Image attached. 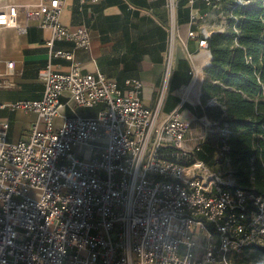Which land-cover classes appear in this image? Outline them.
Returning <instances> with one entry per match:
<instances>
[{
    "label": "built area",
    "instance_id": "1",
    "mask_svg": "<svg viewBox=\"0 0 264 264\" xmlns=\"http://www.w3.org/2000/svg\"><path fill=\"white\" fill-rule=\"evenodd\" d=\"M224 1L186 0L213 10ZM64 3L0 0V28L21 12L18 31L51 32L41 100L0 106L37 115L16 143L0 120V264H233L234 254L264 245V198L230 192L229 176L195 159L204 135L178 112L160 118L158 107L146 108L140 81L122 89L98 71L83 73L73 52L54 49L91 44L86 27L62 25ZM201 34L207 50L211 34ZM58 59L68 72L53 69ZM78 108L98 111L84 117Z\"/></svg>",
    "mask_w": 264,
    "mask_h": 264
},
{
    "label": "crops",
    "instance_id": "2",
    "mask_svg": "<svg viewBox=\"0 0 264 264\" xmlns=\"http://www.w3.org/2000/svg\"><path fill=\"white\" fill-rule=\"evenodd\" d=\"M38 1L5 0L14 4ZM201 7L195 4L191 8L186 0H65L62 25L71 30L86 27L91 44L83 50L56 42L54 49L73 52L83 73L98 71L122 89L126 80L140 81V99L146 108L158 107L160 118L178 112L194 134L205 136L210 122L203 115L205 107L200 97L210 56L209 51L198 46V39L202 29L211 35L223 31L225 20L220 21L211 12L202 14ZM194 15L196 19L192 21ZM210 17L216 19L212 24ZM15 24L24 26L21 12L10 20V26L0 28V106L38 101L43 96L40 72L48 61L45 43L51 32L33 25L20 32ZM189 31L196 32L197 38H189ZM9 62L12 70L6 68ZM53 69L66 73L69 62L54 60ZM215 103L210 100L207 106ZM97 111L98 108L77 109L78 115L84 117H93ZM0 120L9 124V141L16 143L29 137L37 115L5 107L0 108Z\"/></svg>",
    "mask_w": 264,
    "mask_h": 264
},
{
    "label": "trees",
    "instance_id": "3",
    "mask_svg": "<svg viewBox=\"0 0 264 264\" xmlns=\"http://www.w3.org/2000/svg\"><path fill=\"white\" fill-rule=\"evenodd\" d=\"M197 4L202 14L222 17L225 28L207 38L211 61L200 98L210 126L195 159L217 173L216 165L226 161L223 175L233 185L225 189L264 198V0L245 5L225 0L215 10ZM210 100L216 103L207 106ZM244 250L264 264V245Z\"/></svg>",
    "mask_w": 264,
    "mask_h": 264
},
{
    "label": "rangeland",
    "instance_id": "4",
    "mask_svg": "<svg viewBox=\"0 0 264 264\" xmlns=\"http://www.w3.org/2000/svg\"><path fill=\"white\" fill-rule=\"evenodd\" d=\"M220 18V21L221 20H224L222 17H219ZM210 24H212V22H214L216 19H212L210 17ZM208 23V22H206ZM219 158V156H218ZM216 167L220 168L221 171H219V173H222L224 174V171H226L225 169L228 167L227 165V162L225 161L224 163H222L221 165L217 164ZM211 169V168H210ZM212 172H216L218 170L216 169H211ZM231 262L233 264H262L263 260L257 256V255H254V252L252 250H243V251H240L236 254H234L231 258H230Z\"/></svg>",
    "mask_w": 264,
    "mask_h": 264
},
{
    "label": "water",
    "instance_id": "5",
    "mask_svg": "<svg viewBox=\"0 0 264 264\" xmlns=\"http://www.w3.org/2000/svg\"><path fill=\"white\" fill-rule=\"evenodd\" d=\"M209 56H210V61H211V55H210V53H209ZM210 61H209L208 65L210 64Z\"/></svg>",
    "mask_w": 264,
    "mask_h": 264
}]
</instances>
